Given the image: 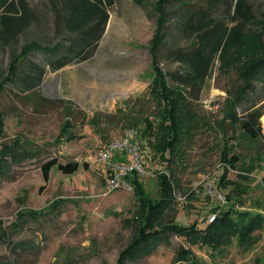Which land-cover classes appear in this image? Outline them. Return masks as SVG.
Masks as SVG:
<instances>
[{"label":"rangeland","instance_id":"374dc122","mask_svg":"<svg viewBox=\"0 0 264 264\" xmlns=\"http://www.w3.org/2000/svg\"><path fill=\"white\" fill-rule=\"evenodd\" d=\"M24 1L28 19L23 28L8 42L0 41V151L10 148L15 157L6 160L10 167L0 172V232L14 229L11 242L29 241L36 249L13 253L0 243V264H66L67 259L72 264H115L130 240L125 223L131 222L137 201L133 189L108 191L111 163L123 158L132 166L135 160L145 193L153 200L160 194L156 173L169 172L149 146L144 152L134 146L136 131L128 137L122 158L117 154L109 162H100L99 153L109 142L123 139L127 132L124 121L130 112L136 117H154L157 123L158 116L168 111L166 104L175 106V115L189 112L190 127L197 128L183 144L184 161L173 168L176 180L170 206L176 208L171 215L174 222L186 227L197 223L205 229L213 210L229 206L225 195L231 194L232 187L217 188L214 177L222 153L242 154V168L251 163L262 165L243 184V206L236 209L264 215L260 183L264 139L249 140L226 119L234 108L233 97L247 82L253 91L245 95L239 113L264 97V77L245 73L250 64L264 58V0H247L258 21L245 27L246 35L239 44L232 41L231 33L225 35L214 51L197 102L187 98L188 90L169 83L165 93L159 90L149 54L156 28L152 9L157 0H116L108 9L109 19L93 55L58 70L45 65L40 84L27 91L19 80L8 78L12 58L22 56L26 45L51 46L63 42L65 35L57 33L47 0ZM177 20L174 14L173 23ZM182 24L183 16L169 31V47L189 46L191 39L183 33ZM164 51L159 55L160 67L175 70L176 64L163 60ZM27 57L43 67L41 53ZM26 66L21 65L17 79L27 72ZM130 149L135 152L130 154ZM51 159L63 164L78 162L80 167L72 175L53 168L44 183L41 167ZM234 175L231 172L229 179ZM193 235H171L150 254L126 264H264V230L249 250L236 241L220 251L212 250L202 246L201 236Z\"/></svg>","mask_w":264,"mask_h":264},{"label":"trees","instance_id":"16d2710c","mask_svg":"<svg viewBox=\"0 0 264 264\" xmlns=\"http://www.w3.org/2000/svg\"><path fill=\"white\" fill-rule=\"evenodd\" d=\"M157 0L153 6L156 15L155 36L149 54L153 63V69L158 75V87L161 93H165L167 84L180 87L189 91L187 98L197 102L200 100L201 84L210 74L214 51L217 49L225 35L231 33V39L235 44L241 43L246 35L245 27L258 21L251 3L247 0ZM54 12V26L58 34H63V42H55L51 46L26 45L22 56L12 58L9 64V80H19L27 91L34 90L45 75V65L52 70H58L75 62L88 60L95 51L98 42L104 34L109 13L116 0H47ZM0 0V41L8 42L23 28L28 19V5L24 0ZM183 8L182 12H179ZM176 14L178 20L173 23L172 16ZM183 16L182 30L187 38L191 39L187 47H169L167 38L172 27L177 25ZM68 43V44H67ZM28 49V50H27ZM164 50L163 60L168 64H176L175 70H163L160 60V52ZM25 50H27L25 52ZM31 53L43 55V67L27 60ZM27 60V61H26ZM27 63V72L17 79L21 65ZM257 64V65H256ZM245 73L250 76L262 75L264 77V58L258 63L249 65ZM13 76V79H10ZM1 88V86H0ZM253 91V85L247 82L242 91L233 100L234 108L228 113L226 119L233 130H240L249 140L258 142L264 139L261 117L264 115V97L261 101L241 108L246 101L247 92ZM241 104V105H240ZM246 104V103H243ZM168 111L159 115L155 123L154 117H136L133 112L124 121L128 130L136 131L137 145L143 150L149 146L156 156L165 164L166 172L156 173L160 194L157 200H153L145 193L140 175L131 171L126 179L134 191L137 208L133 213L131 222H126L130 228L131 237L126 247L120 252L115 264H126L127 260H137L141 256L150 254L155 246L168 241L171 235L189 237H202V246H208L212 250L220 251L230 246L233 241L243 249H252L260 240V233L264 229V216L248 210L239 211L236 207H242L241 197L245 194L243 184L248 181L251 174L262 167L261 164H248L242 168L238 153H222L221 163L218 166L216 186L220 189L231 188V194L225 195L226 204L229 206L217 207L213 222L201 229L197 223L190 226H180L171 218L176 211L174 206L173 186H175L173 168L181 166L186 151L184 143L192 135V117L189 112L175 115V106L166 104ZM132 113V115H131ZM156 124V130L154 124ZM190 127V128H189ZM151 139L155 140L152 144ZM154 143V142H153ZM146 154V153H145ZM15 159L11 155L10 148L0 151V172L8 170L10 165L6 160ZM256 161V160H255ZM254 162V161H253ZM84 166H86L84 164ZM80 165L78 162L59 163L57 159L48 160L41 167L44 183L50 179V172L56 168L62 174L72 175L76 173ZM169 169V170H168ZM242 170V172H239ZM246 170V172H245ZM233 172L234 179H229ZM214 181V182H215ZM264 187V174L260 178ZM194 194V193H193ZM186 230V232H185ZM191 231V233H190ZM0 232V243L9 246L11 252L36 249L29 241L11 242L10 234ZM154 247V248H153ZM32 251V250H31ZM178 261V260H176ZM66 264H72L71 260H65ZM260 264V263H257Z\"/></svg>","mask_w":264,"mask_h":264},{"label":"built area","instance_id":"2783aa9c","mask_svg":"<svg viewBox=\"0 0 264 264\" xmlns=\"http://www.w3.org/2000/svg\"><path fill=\"white\" fill-rule=\"evenodd\" d=\"M134 132L133 130H128L123 139L121 141H111L109 142L103 150L100 151L98 161L100 162H109L112 160L114 156L117 154L124 156V151L127 149V142L128 137L130 134ZM134 146H138L137 142L134 144ZM125 149V150H124ZM135 149V147H134ZM133 150H129V153L135 152ZM134 165H128L127 162H125V159H121L119 161H115L111 163L110 169H109V177L107 180V188L108 191L111 190H117V189H124V190H130L132 189V186L129 184V182L126 179V175L130 173L131 171L135 170L139 175V171L137 168V163L134 160ZM215 219V214H212L210 218H208L209 223L213 222Z\"/></svg>","mask_w":264,"mask_h":264},{"label":"bare ground","instance_id":"6f19581e","mask_svg":"<svg viewBox=\"0 0 264 264\" xmlns=\"http://www.w3.org/2000/svg\"><path fill=\"white\" fill-rule=\"evenodd\" d=\"M261 122H262V129L264 131V115L261 117Z\"/></svg>","mask_w":264,"mask_h":264},{"label":"crops","instance_id":"0c3cea01","mask_svg":"<svg viewBox=\"0 0 264 264\" xmlns=\"http://www.w3.org/2000/svg\"><path fill=\"white\" fill-rule=\"evenodd\" d=\"M256 213H257V212H256ZM258 213H259V212H258ZM260 214L263 215L262 213H260ZM263 216H264V215H263ZM263 226H264V224H263ZM263 230H264V229H263ZM261 233H262V232H261ZM261 233H260V237H261ZM259 241H260V240H259ZM259 241H258V242H259Z\"/></svg>","mask_w":264,"mask_h":264}]
</instances>
